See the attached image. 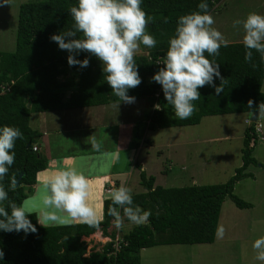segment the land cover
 Here are the masks:
<instances>
[{"label":"trees","instance_id":"16d2710c","mask_svg":"<svg viewBox=\"0 0 264 264\" xmlns=\"http://www.w3.org/2000/svg\"><path fill=\"white\" fill-rule=\"evenodd\" d=\"M218 1L142 0L141 7L154 18L147 25V31L155 37L157 46L149 49L141 45L144 52L138 53L135 61L142 82L129 89L127 94L149 101V109L143 113L147 128L194 125L204 116L220 114L257 112L259 117L258 105L264 102V59L253 52L252 61L246 62L242 42H228L215 57L205 53L208 59L219 64L220 77H214V84L220 85L223 91L217 93L212 86L199 88L201 98L193 102L196 111L188 119L181 120L174 115L161 86L151 79L163 67L161 63L166 55L168 39L174 34L178 17L198 11L201 2H206L211 12ZM77 2L36 0L21 3L15 47L12 51H0V127L15 126L23 134L13 149L15 162L2 181L9 199L17 204L33 195L36 173L46 168L48 160L42 150H33L42 133L30 126L32 113L123 102L112 93L102 71L103 65L95 56L87 52L76 53L75 58H87L89 66H69V53L60 50L50 40L51 35L72 27L69 9ZM221 78L224 79L221 81ZM140 133L137 129L133 132L134 146L139 142ZM257 138L253 123H246L241 147L242 165L224 183L164 187L156 184L155 177L147 175L139 166V182L143 191L132 193L133 203L150 211L151 215L146 223L133 225L123 233L122 247L115 256L108 255L111 242L102 249H91L87 253V243L82 239L97 230L108 234L107 229L114 218L108 215L111 200L105 198L102 218L95 227L75 222L68 226L47 225L45 228L37 223L34 212L28 218L36 227L35 233L0 230V250L4 253L0 264H140L139 253L143 248L212 243L226 196L239 208L251 207L233 190L237 181L253 175L247 169L250 165H257V159L252 155ZM259 166L264 167V164ZM20 174L19 185L11 188L10 182L14 183ZM115 186L119 187V184L115 182ZM118 210L122 215V210Z\"/></svg>","mask_w":264,"mask_h":264},{"label":"rangeland","instance_id":"374dc122","mask_svg":"<svg viewBox=\"0 0 264 264\" xmlns=\"http://www.w3.org/2000/svg\"><path fill=\"white\" fill-rule=\"evenodd\" d=\"M31 1L36 0H6L7 4L3 3L5 0H0V51L14 49L18 7L21 3ZM253 11L264 15V0H219L210 13L216 22L214 26L224 34L227 42H242V31L234 29L232 22L237 18L243 19ZM141 52H144L142 48ZM262 90L264 91V81ZM95 107L102 111L103 108L105 111L110 109L113 114L110 115L107 111L105 113L109 117L106 119L100 120L101 116L98 117L100 119L94 118L98 120L97 124H92L95 126L93 130L79 118L74 119L75 114L70 109L32 113L29 124L42 133L38 142L41 146L37 143V149L54 157L73 154L81 160L78 164L80 169L90 168L97 174L106 172L112 159L103 153L113 152L120 125L130 119L132 132L137 129L141 136L134 147L119 151L120 158L116 165L118 171L114 175L119 180V186L126 183L132 193L143 191L139 182V166L147 175L155 177L156 184L178 187L224 183L242 165L245 119L251 117V114L204 116L194 125L150 129L146 127L143 118L144 111L149 109L146 98L135 99L131 104L111 102ZM74 111L79 112L77 108ZM79 114L86 116L85 111H80ZM256 119L262 124L261 135L264 136V112L261 111ZM125 125L122 127L124 130ZM95 129L105 137L96 136L102 145V151L97 155L91 154L93 150L89 142L91 136H95ZM252 155L257 159V165H250L247 172L253 175L237 181L233 190L235 195L251 207L239 208L230 197L224 198L218 221V226L225 229L223 237L215 235L212 243L143 248L139 253L140 264H264L255 259L252 248L253 241L264 236V167L259 166L264 164V137L257 138ZM108 184L107 179L103 182L89 180V201L97 208L99 220L102 218L103 200L108 198L104 193V187H108ZM36 191L35 195L28 196L26 200L39 204L41 190ZM133 225L135 224L124 220L121 232L129 231ZM82 239L87 243V253L91 249H100L106 241L99 230Z\"/></svg>","mask_w":264,"mask_h":264},{"label":"clouds","instance_id":"9594fccd","mask_svg":"<svg viewBox=\"0 0 264 264\" xmlns=\"http://www.w3.org/2000/svg\"><path fill=\"white\" fill-rule=\"evenodd\" d=\"M3 3L7 4L6 0ZM141 4L142 0H78L77 5L69 9L72 27L50 36L60 50L69 53V66H89V60H77L76 53L87 52L95 56L103 65L102 71L112 93L127 104L135 102V97L127 94L128 90L142 82L135 61L136 55L141 52V45L149 49L157 46V40L147 31V25L154 18L148 16ZM198 9L178 17L174 34L168 39L166 55L161 63L163 67L151 77L161 86L165 100L181 120L188 119L196 111L193 102L201 98L199 88L212 86L217 93L223 91L220 85L214 84V77H220L219 64L208 59L205 53L218 56L220 48L226 47L228 42L214 26L216 22L208 4L201 2ZM232 27L242 31L245 61H252L253 52L264 59V15L249 12L243 19L233 20ZM248 103L252 105L251 100ZM258 108L264 112V102ZM247 119L253 126L260 122L251 117ZM22 138L18 127H0V230L35 233L36 227L28 218L34 212L38 214L37 223L43 227L68 226L73 222L97 226L98 210L89 201V178L74 165L57 167L54 174L42 182L39 204L30 200L17 204L9 199L2 181L15 162V143ZM89 142L93 151H102L101 142L95 136H91ZM103 154L113 161L120 158L119 150ZM10 187H15L13 182H10ZM106 191L112 204L108 215L114 218L118 228L125 219L135 225L148 221L151 212L134 205L132 189L126 183H121L119 187L113 185ZM118 209L122 210V215ZM224 232L223 226L217 227L218 237H223ZM252 248L255 259L264 262V236L256 238ZM3 255L0 250V259Z\"/></svg>","mask_w":264,"mask_h":264},{"label":"crops","instance_id":"0c3cea01","mask_svg":"<svg viewBox=\"0 0 264 264\" xmlns=\"http://www.w3.org/2000/svg\"><path fill=\"white\" fill-rule=\"evenodd\" d=\"M108 104V103H107ZM107 104H102V105H107ZM99 106V105H96ZM99 107H95V106H88V107H81V108H77L79 110V112L74 111L75 108H69L71 112H74L75 117L74 119L79 118L81 120V122L86 123V125L93 130L95 128V126H93V123H96V121L100 118V120L106 119L107 117H109L108 113L105 112H109L110 115H112V111L110 109H108L107 111H105L106 109L103 108V111L101 109H98ZM116 110V107H114V111ZM80 111H85L86 116L85 115H81L79 114ZM78 113V114H77ZM99 116H101L100 118H98ZM131 117V116H130ZM94 118H98L96 120H94ZM89 119L91 120L89 122ZM129 122H125V124H127L128 126H126L125 124H121L120 125V129H119V135L117 136V141L115 143V148L113 150L117 151V150H121L122 148H128V147H134V142H132L133 139V125L129 120H126ZM132 122L134 121V119L131 120ZM69 123H71L72 121H68ZM122 123V121L120 122ZM134 123V122H133ZM97 124V123H96ZM126 127V130H124L122 127ZM90 130V131H91ZM94 135L95 137H104L102 136V134L100 132H96V129L94 130ZM264 137V136H263ZM105 138V137H104ZM124 140V141H123ZM40 145V143H39ZM41 146V145H40ZM119 148V149H118ZM93 155H97L95 151H91ZM45 153V152H44ZM90 154V155H91ZM45 155L47 156V166L45 169L40 170L36 173V182L34 184V188L32 191V194H35V191L41 190V186H42V182L47 179L48 177H50L51 175L54 174V171L57 167H68V166H75L79 171H82L88 178L93 179L95 181H100L103 182L106 179L109 180V186H111V184L115 185V182L118 183L119 180L115 177V172H117L118 170L116 169V165H117V161H113L111 160L110 166L108 171L106 172H101V173H95L94 171L92 172V170L89 168H84V170L80 169V167H78V164H80L79 162L81 160H79L75 155L73 154H67V155H63L60 157H54L52 155L48 156L47 153H45ZM85 163H83L84 166ZM142 169V167H141ZM108 186V187H109ZM37 193V191H36Z\"/></svg>","mask_w":264,"mask_h":264},{"label":"built area","instance_id":"2783aa9c","mask_svg":"<svg viewBox=\"0 0 264 264\" xmlns=\"http://www.w3.org/2000/svg\"><path fill=\"white\" fill-rule=\"evenodd\" d=\"M157 95V94H156ZM155 107H158L157 105H155ZM246 123L249 124L250 123V120L249 119H246ZM261 126L262 124L260 122H256L254 124V128H255V131L257 133V136L260 137V139H262L263 137L261 136ZM37 149V146L34 145L33 146V150ZM113 186V184H111V186L109 187H105L104 188V193L107 194V189L111 188ZM111 225H114L110 231H108V234L107 235H104V237L106 238V241L100 246L102 249V247L107 244L108 242H111V249L108 251V255L111 254L113 256L116 255V253L121 249L122 247V242L124 241L123 240V233L121 232V227H117L115 222H114V219L111 220V224L109 227H111ZM109 227H108V230H109ZM90 252V250H89ZM88 252V253H89Z\"/></svg>","mask_w":264,"mask_h":264},{"label":"water","instance_id":"95a60500","mask_svg":"<svg viewBox=\"0 0 264 264\" xmlns=\"http://www.w3.org/2000/svg\"><path fill=\"white\" fill-rule=\"evenodd\" d=\"M257 115H258L257 112H253V113L251 114V118H252L253 120H255V119L257 118ZM20 177H21V174L15 179V181H14V185H15V186H18V185H19Z\"/></svg>","mask_w":264,"mask_h":264}]
</instances>
